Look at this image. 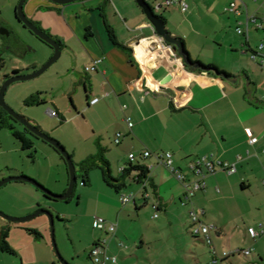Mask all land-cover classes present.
I'll use <instances>...</instances> for the list:
<instances>
[{"label":"crops","instance_id":"0c3cea01","mask_svg":"<svg viewBox=\"0 0 264 264\" xmlns=\"http://www.w3.org/2000/svg\"><path fill=\"white\" fill-rule=\"evenodd\" d=\"M147 1L152 10L163 18L166 29L182 40L193 61L216 66L231 77L204 69L198 63L189 66L182 62L181 56L171 46L165 45L164 39L156 34L154 26L136 0H78L67 5L50 0H28L24 6L27 7L25 12L30 19L62 45L64 62L59 77L64 82L61 86L73 88L74 92L81 89L85 91V103H77L70 95L72 108L60 109L56 105L58 115L54 116L59 117L60 123L64 124L68 121V114L69 120H82L90 129L86 138L79 131L80 128L77 130V136L83 135L82 141L90 143L96 149L95 153H90L82 162L104 149L111 173L112 167L116 166L122 176V168L129 167V155L135 154V163L148 166L150 174L143 181L145 185L136 180L138 172L133 171L125 178L127 185V180L131 178V183L140 188L130 194L133 198L129 202L122 200V196L127 195L123 190L128 186L120 192L116 191L121 194L119 200L123 206L132 204L137 212L150 207L153 219L161 217L160 224L178 222L182 228L190 230L194 239L200 240L202 237L193 234L190 212L193 209L202 210V222L213 224L209 216L210 206L215 200L221 199L215 195L221 192L218 184H222L226 177L228 182L222 185L225 191H236L240 186L247 189L251 185L247 184L243 176L245 163H255L256 158L261 161V155L264 159V50L262 58L254 59L252 56L253 51L261 43L264 44V22L262 28L251 25L248 34L237 32L238 26L246 27L248 15L263 18L264 0H251L250 6L238 0L241 15L228 11L234 0H192L187 12H182L178 7H160L162 0ZM202 7H207L209 19L217 21L219 13L221 17L227 15L234 18L235 31L243 37L241 46L237 42L231 43V50H238L243 56L238 65L234 66L236 71L194 55L197 43L202 48L207 46V42H201V37H204V25L200 19ZM108 26L112 28L117 41L128 47L129 51L113 43ZM252 39L257 40L255 45H252ZM248 54L251 60L245 57ZM82 66L84 74L78 71ZM92 66H95L94 70H86ZM65 90L61 89L63 92ZM65 94L66 91L64 96ZM96 97L99 98L98 102L91 104L90 101ZM45 101L42 106L47 104L46 99ZM247 130H251L259 138L257 143L249 142ZM144 151L172 152L176 168L186 176L188 182L196 179L190 165L205 156L211 160L219 159L236 164L237 170L230 173L216 167L215 172L206 175V188L195 192L193 196H187L184 182L169 168L159 164L154 155L143 158ZM67 172V183L64 181L60 188L48 185V181L39 180L55 192L63 194L70 181L68 166ZM90 172L86 184L83 177V186L91 183ZM14 174L23 175V172L16 171ZM261 174L264 185V172ZM38 190L24 181L6 183L0 188V207L9 213L13 210L20 212L19 216L34 212L42 206L51 208L47 203H42ZM24 195L28 198H24ZM155 204L160 206L157 218L154 217ZM124 212L126 215L127 210H120L116 216L115 223L120 231L117 227L114 234L103 230L101 234H92V245L87 249L90 261L92 247L101 241L106 243L108 254L116 257L115 263L108 264H128L129 258L123 250L127 247L122 242L119 243V235L131 238L130 230L125 225L128 218H125ZM250 227L252 226L248 228ZM93 228L97 229L94 221ZM36 229L43 231L42 227ZM256 230L260 232L257 238L250 236L248 229L246 232V236L257 247L256 255L252 260L238 264H264V251L261 248L264 226ZM215 234L218 240L214 237ZM141 236L139 249L145 246L144 235ZM212 237L217 255H222L226 246L231 252L241 250L231 244V236L226 233L225 227L215 226ZM1 239L0 233V241ZM202 240L204 241L203 238ZM249 249L252 250L251 254H243L244 256L249 257L255 252V246ZM209 253L211 260L214 257L213 251L210 249ZM239 255L241 254L231 256L224 264H236ZM35 259L36 257L32 259L33 262ZM190 259L202 264L198 254L197 258L190 256ZM22 261L23 264L28 263L24 256ZM53 263L55 262L52 261Z\"/></svg>","mask_w":264,"mask_h":264},{"label":"rangeland","instance_id":"374dc122","mask_svg":"<svg viewBox=\"0 0 264 264\" xmlns=\"http://www.w3.org/2000/svg\"><path fill=\"white\" fill-rule=\"evenodd\" d=\"M191 1L188 0L190 6L192 5ZM239 1L251 5V0ZM20 3L21 0H0V58L4 62L3 67L0 68V90L16 70H19L18 74L20 75L30 74L36 65L38 68L42 67L54 54L53 47L42 41L17 19L20 14ZM26 9L27 7L24 6V12ZM200 13L202 15L200 19L204 25L202 28L204 37H201V42H207V46L202 48L201 44L197 43L193 50L195 51L194 55L204 61H214L222 67L236 71L237 68L234 66L238 65L243 56L240 51L231 50V43L237 42L241 46L243 37L235 31L234 18H229L227 15L221 17L219 13L220 18L217 21L213 18L209 19L207 7H202ZM26 16L31 20L27 14ZM256 43L257 40L252 39V45ZM238 54L240 55L238 56ZM245 57L251 60L249 54ZM63 62L64 57L61 55L43 74L30 80L12 83L5 93L6 103L33 125L40 126L43 131L47 130L46 133L58 140L73 156L76 164L78 178L71 199H48L42 191L38 190L42 203H47L51 207L42 206V208L54 215L55 240L62 256L71 264H92L87 251L92 245V234L103 233V231L93 228V221L96 217H102L107 221L116 222L117 213L120 210H127L126 215L124 212L125 218L126 216L128 218H126L125 225L130 230L131 238L126 239L119 235V243L122 242L127 247L123 250L129 258L128 264H201L190 259V256L197 258V254L200 255L202 264H209L212 260H210V248L202 238L194 239L190 230L182 228L178 222L160 224L161 217L153 219V211L150 207L142 208L138 211V215H140L138 216L134 205L123 206L119 200L121 194L105 183L100 169L91 170V183L83 186L84 172L81 170L80 163L90 153H95L96 149L90 143L83 142V135L77 136V130L80 128L79 131H82L86 138L90 129L82 120H69L70 115L68 114L67 123L61 124L59 117H54L48 112L49 109L55 110L56 105L60 109L72 108V97L80 104L86 101L84 89L74 92L73 88L66 85L61 86L64 81L59 77V71ZM78 71L84 74V66L79 67ZM62 88L66 89L65 96V91H61ZM38 92H41L42 97L47 100V104L26 106L25 100ZM259 93L261 94V92ZM81 123L83 124L79 126ZM114 147L116 148L115 145ZM32 151L35 155L34 158L29 156L30 151L21 148V144L14 138L10 128L0 129V181L10 176H18L14 173L22 171L23 175L32 177L40 183L48 181V185L54 188H60L64 181L67 183L66 163L51 144L42 139H36ZM260 158L261 161L256 158L255 163H245L244 165L243 176L247 184L251 186L247 189H242L240 186L236 191L227 192L222 187L223 183L228 182V178L224 177L223 183L220 182L217 186L221 192L215 193L216 197L221 199L215 200L210 206L209 216L213 224H209L225 227L226 233L231 236L233 246L241 249L255 246V252L251 256L239 255L236 264L252 260L258 251L254 242L246 236L248 227L261 229V226H264V185L261 176V173L264 172L263 155ZM112 175L114 177L121 176L116 166L112 167ZM127 182L128 187L123 190L127 195L137 192L140 188L131 183V178ZM42 184L52 192L61 194L44 183ZM23 197L28 198L25 195ZM0 210L12 217H24L35 212L19 216L20 212L15 210L12 213L1 207ZM39 227L43 228L44 233L36 229ZM33 229L41 233L42 240L29 232ZM118 230H121L120 227ZM5 231L9 233V243L11 246H15V248L12 247L17 251V254L0 252V264H23V256L28 261L27 264H52V261L56 264L60 263L52 245L51 226L46 215H40L24 223H12L0 217V233ZM142 234L145 246L139 249ZM112 237L114 238V236ZM214 237L218 240L216 234ZM263 246L264 242L261 246L264 251ZM224 251L231 252L227 246ZM262 255L264 256V252ZM35 257L33 262L32 259Z\"/></svg>","mask_w":264,"mask_h":264},{"label":"built area","instance_id":"2783aa9c","mask_svg":"<svg viewBox=\"0 0 264 264\" xmlns=\"http://www.w3.org/2000/svg\"><path fill=\"white\" fill-rule=\"evenodd\" d=\"M160 7L164 8H173L178 7L182 12H187L189 9V4L186 0H162L160 3ZM228 11L236 13L237 15H241L242 11L241 8L238 5V0H234L230 3L228 7ZM264 22V16L262 19L257 18L256 16H247L246 21V27H242L241 25L237 27V32L239 34H248L249 28L251 25L256 26L257 28H262ZM264 50V44H260L257 49L253 51V58L258 59L259 57H263L262 51ZM264 61V60H263ZM95 66L87 67L86 70H94ZM99 100L98 97L93 98L90 103L95 104ZM49 113L52 116H57L58 112L55 110L50 109ZM130 126H132V123L129 122ZM247 134L249 136V142L251 144H255L258 142L259 138L254 136L251 130H247ZM119 141V140H118ZM117 141V142H118ZM151 155H154L157 159L159 164L164 165L165 167L169 168L170 171H172L176 177L184 182L185 187L187 189V196H193L195 192L199 190H204L207 186V182L205 180L206 175L209 173H213L216 170V167L219 169L225 170L230 173H234L237 170L236 164H232L229 162H225L222 160H211L209 158L202 157L197 160H195L191 165V170L193 171L194 175L196 176L195 180H192L190 182L187 181L186 176L176 168L173 160V154L170 151L165 152H158V153H152L150 151H144L142 153L143 158H147ZM136 155L130 154L129 159L130 162L136 161ZM127 167H123L122 171ZM187 181V182H186ZM145 182V181H144ZM144 182H142L144 184ZM145 185V184H144ZM133 198L132 195H124L122 196L123 202H129ZM155 213L154 217L157 218L159 216L158 212L160 209V206L158 204H155L153 206ZM203 213L202 210L199 209H193L190 212V218L193 225V234L197 236H202L205 243L210 247V249L213 251L214 257L212 258L210 264H224L225 261H227L231 256L235 254H244V255H250L252 250L251 249H239L234 252H226L224 251L222 255H217L214 250V241L212 237V231L215 229V226L206 224L202 222L201 220V214ZM95 228L103 231H107L108 233H115L118 227V224L115 222H108L106 219L102 217H96L94 221ZM248 233L253 238H257L260 235V232H258L255 228L250 227L248 228ZM90 259L92 264H108V263H115L116 257L111 256L107 252V245L105 242L98 241L96 244L92 247L90 251Z\"/></svg>","mask_w":264,"mask_h":264},{"label":"water","instance_id":"95a60500","mask_svg":"<svg viewBox=\"0 0 264 264\" xmlns=\"http://www.w3.org/2000/svg\"><path fill=\"white\" fill-rule=\"evenodd\" d=\"M50 1H52L56 4H60V5H67V4L76 2L78 0H50ZM25 2H26V0H21L20 6H19L20 14L18 15L19 20L22 23H24L25 26L27 28H29L35 35H37L42 41L46 42L51 47H53L54 54L48 60V62H46L42 67L34 70L32 73L26 74V75L16 74V75H13L10 78H8L0 90V106L4 110H6L9 115L13 116L16 120H18L20 123H22L28 130H30L32 133H34L36 136L43 139L47 143L54 146L60 152V154L64 157V159L67 163L68 171H69V175H70V181H69V185H68L66 192H64L63 194H57V193L52 192L50 189H48L46 186H44L38 180H36L32 177L26 176V175L10 176V177L4 178L3 180L0 181V188L3 185H5L6 183H9L12 181H24V182L32 184L33 186L38 188L40 191H42L44 194L50 196L53 199L68 200L72 196L74 189H75V186L77 184L76 164H75L72 156L66 150V148L62 144H60L56 139L52 138L51 136H49L45 132H42L37 126L33 125L27 118H25L24 116L15 112L5 101L6 90L8 89V87L12 83L17 82V81H26V80H30V79H33L35 77L40 76L53 63H55L60 58V56L62 54L61 43L57 39L53 38L48 33H46L42 28L38 27L34 22H32L31 20L28 19V17L26 16V14L24 12ZM136 2L144 10V13L146 14L148 20L150 21L152 26H154L156 34L164 39L165 45L168 44L169 46H171L173 48V50L176 51L181 56L182 62H184L185 64H188L189 66H192L193 65L192 60H191L190 56L188 55V53H186L184 43L179 38L173 36L166 29L165 22H164L163 18L160 17L159 15H157L152 10V8H151V6L147 0H136ZM140 51H141V53H143L142 50H140ZM40 215H46L50 221L52 245H53V248L56 252V255L59 258L60 263L61 264H71L68 260H66L62 256V254L59 251L58 245H57L56 240H55L54 215L50 211L43 209V208H39L34 213H32L28 216L12 217V216L5 214L4 212H2L0 210V217L5 219V220H8L12 223H24V222L30 221V220H32V219H34Z\"/></svg>","mask_w":264,"mask_h":264},{"label":"trees","instance_id":"16d2710c","mask_svg":"<svg viewBox=\"0 0 264 264\" xmlns=\"http://www.w3.org/2000/svg\"><path fill=\"white\" fill-rule=\"evenodd\" d=\"M17 19L19 20L18 16H17ZM108 33L110 34V38L112 39V41L115 45H118V46L124 48L125 50L129 51L128 47H126L125 45H123L117 41L116 36H115V34H114V32L110 26H108ZM261 44H263V43H261ZM186 53H188L187 50H186ZM188 55H189V53H188ZM192 63L193 64L198 63L204 69L215 70V71L219 72L220 74H223L227 77H231L228 73L220 71L216 66H212V65L208 66V65H205L201 62H196L193 60H192ZM3 65H4L3 59L0 58V68L3 67ZM18 73H19V70H16L14 75H16ZM45 103H46V101H45V99L42 98L41 93L33 94L25 100V105H27V106H39V105H42ZM4 127L10 128L14 138L21 144V148L25 151H30L29 156L34 158L35 155H34V152L32 151V149L35 147V140L41 139V138L36 136L30 130H28L22 123H20L18 120H16L13 116L9 115L8 112L0 106V129H2ZM42 132H44V131H42ZM58 153L60 154L59 151H58ZM61 157L65 161V159L62 155H61ZM65 163H66V161H65ZM66 166H67V163H66ZM95 168H98L101 170L105 183L108 186L114 188L118 192H120L124 187L127 186V184L125 182V178L129 174H131V172H133V171L138 172L136 180H138L141 183L144 180L148 179L149 174H150V169L145 164H141L139 162H137V163L130 162L129 167H127L124 170L123 175L121 177H119V178L114 177L111 173V170L109 167V161L107 160V158L105 156V150L104 149H100L97 154L92 155L90 158H88L87 160H85L81 163V170L84 172L83 177H84V183L85 184H86V182H88L89 172ZM77 178H78V176H77ZM75 188H76V186H75ZM44 196L48 199H53L46 194H44ZM29 232H31L32 234H35L37 237H41V233L38 232L37 230L33 229V230H29ZM8 236H9V233L7 231L2 232V239L0 241V252L16 254V251L14 250V248L10 245V243L7 240ZM195 236H197V235H195ZM53 264H56V263H53ZM59 264H61V263H59Z\"/></svg>","mask_w":264,"mask_h":264},{"label":"flooded vegetation","instance_id":"af4514ba","mask_svg":"<svg viewBox=\"0 0 264 264\" xmlns=\"http://www.w3.org/2000/svg\"><path fill=\"white\" fill-rule=\"evenodd\" d=\"M1 234H2V232H1Z\"/></svg>","mask_w":264,"mask_h":264}]
</instances>
